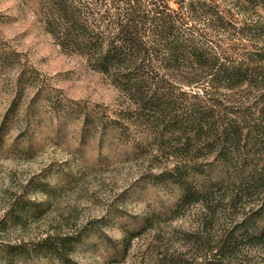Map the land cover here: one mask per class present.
<instances>
[{
    "label": "trees",
    "instance_id": "obj_1",
    "mask_svg": "<svg viewBox=\"0 0 264 264\" xmlns=\"http://www.w3.org/2000/svg\"><path fill=\"white\" fill-rule=\"evenodd\" d=\"M42 2L57 42L132 102L112 113L70 104L83 128L166 157L154 176L183 188L176 208L202 207L185 238L197 254L181 264H264V0ZM44 238L43 255H56L58 237ZM28 251L0 245V263Z\"/></svg>",
    "mask_w": 264,
    "mask_h": 264
},
{
    "label": "rangeland",
    "instance_id": "obj_2",
    "mask_svg": "<svg viewBox=\"0 0 264 264\" xmlns=\"http://www.w3.org/2000/svg\"><path fill=\"white\" fill-rule=\"evenodd\" d=\"M45 15L42 0H0V245L29 249L9 264L192 261L185 238L202 207L176 208L183 188L154 176L166 157L83 128L70 104L112 113L132 102L61 46ZM10 209L18 216L2 221ZM47 234L58 237L56 255H43Z\"/></svg>",
    "mask_w": 264,
    "mask_h": 264
}]
</instances>
